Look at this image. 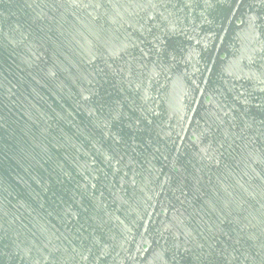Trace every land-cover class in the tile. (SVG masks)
Wrapping results in <instances>:
<instances>
[{
    "label": "water",
    "instance_id": "1",
    "mask_svg": "<svg viewBox=\"0 0 264 264\" xmlns=\"http://www.w3.org/2000/svg\"><path fill=\"white\" fill-rule=\"evenodd\" d=\"M0 264H264V0H0Z\"/></svg>",
    "mask_w": 264,
    "mask_h": 264
}]
</instances>
